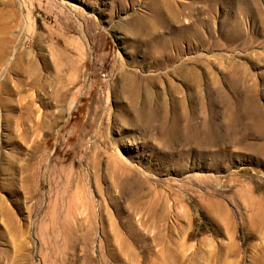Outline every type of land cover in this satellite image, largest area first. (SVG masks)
Returning <instances> with one entry per match:
<instances>
[{
    "label": "rangeland",
    "instance_id": "rangeland-1",
    "mask_svg": "<svg viewBox=\"0 0 264 264\" xmlns=\"http://www.w3.org/2000/svg\"><path fill=\"white\" fill-rule=\"evenodd\" d=\"M0 264H264V0H0Z\"/></svg>",
    "mask_w": 264,
    "mask_h": 264
},
{
    "label": "trees",
    "instance_id": "trees-1",
    "mask_svg": "<svg viewBox=\"0 0 264 264\" xmlns=\"http://www.w3.org/2000/svg\"><path fill=\"white\" fill-rule=\"evenodd\" d=\"M200 231L197 230V219H195V223H194V227L191 231V233L189 234V239L194 238ZM201 232H204L203 229L201 230Z\"/></svg>",
    "mask_w": 264,
    "mask_h": 264
}]
</instances>
